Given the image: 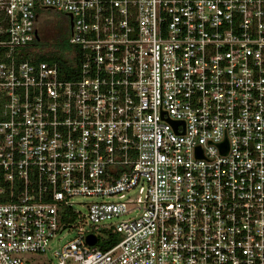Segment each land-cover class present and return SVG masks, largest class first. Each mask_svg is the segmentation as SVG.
I'll return each mask as SVG.
<instances>
[{"label":"built area","instance_id":"2783aa9c","mask_svg":"<svg viewBox=\"0 0 264 264\" xmlns=\"http://www.w3.org/2000/svg\"><path fill=\"white\" fill-rule=\"evenodd\" d=\"M51 11L70 71L35 59ZM48 251L264 264V0H0V264Z\"/></svg>","mask_w":264,"mask_h":264},{"label":"trees","instance_id":"16d2710c","mask_svg":"<svg viewBox=\"0 0 264 264\" xmlns=\"http://www.w3.org/2000/svg\"><path fill=\"white\" fill-rule=\"evenodd\" d=\"M66 26L57 25L55 30L56 33L53 38L45 39L44 34L42 39L37 44L39 53L36 55L35 59L37 62H49V63H58L60 66L67 70H72L75 67V62L71 59L69 52L71 47L68 44V37L63 33L64 29L62 27L69 28V18L65 15L64 17ZM54 29V28H53ZM120 238L118 236L111 237L109 244L103 243L100 245L102 250H108L118 244Z\"/></svg>","mask_w":264,"mask_h":264},{"label":"rangeland","instance_id":"374dc122","mask_svg":"<svg viewBox=\"0 0 264 264\" xmlns=\"http://www.w3.org/2000/svg\"><path fill=\"white\" fill-rule=\"evenodd\" d=\"M64 17L65 15L62 13L51 11V12H48L47 16H43L41 18L40 24H42L41 28L43 29V34L45 33L44 34L45 39L48 40L50 38H53V36L55 35L54 33H56L55 31H57L55 30L57 29L56 28L57 25L66 26ZM62 29H64L63 33L66 34V36H70V29L68 27L67 28L62 27ZM79 201H86V200H84L83 198H78L77 202ZM77 208L82 213L87 212L84 205L77 206ZM131 216L132 214L127 215V217H124L120 221L127 220ZM74 237H75L74 231H66L62 235V238H61L62 241L60 243L65 244L66 242L74 239ZM58 244H59L58 241L52 244L50 248L52 252L58 248ZM51 251H48L45 255L27 254L25 255V257L28 258L29 264H57L56 259L53 258Z\"/></svg>","mask_w":264,"mask_h":264},{"label":"water","instance_id":"95a60500","mask_svg":"<svg viewBox=\"0 0 264 264\" xmlns=\"http://www.w3.org/2000/svg\"><path fill=\"white\" fill-rule=\"evenodd\" d=\"M88 242L90 245H95L97 242V238H95L94 236H89L88 237Z\"/></svg>","mask_w":264,"mask_h":264}]
</instances>
